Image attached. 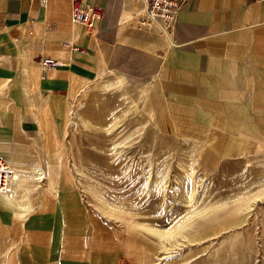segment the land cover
<instances>
[{
	"label": "crops",
	"instance_id": "1",
	"mask_svg": "<svg viewBox=\"0 0 264 264\" xmlns=\"http://www.w3.org/2000/svg\"><path fill=\"white\" fill-rule=\"evenodd\" d=\"M75 1L0 0V156L15 173L0 193V264H149L134 239L100 230L65 161L71 102L118 44L155 48L170 133L201 135L220 164L264 158V0H187L163 35L131 24L136 0H77L97 12L92 25L73 21Z\"/></svg>",
	"mask_w": 264,
	"mask_h": 264
},
{
	"label": "rangeland",
	"instance_id": "2",
	"mask_svg": "<svg viewBox=\"0 0 264 264\" xmlns=\"http://www.w3.org/2000/svg\"><path fill=\"white\" fill-rule=\"evenodd\" d=\"M154 50L118 44L71 102L65 161L94 221L134 239L149 264H264V158L220 164L201 135L170 133L156 108Z\"/></svg>",
	"mask_w": 264,
	"mask_h": 264
},
{
	"label": "built area",
	"instance_id": "3",
	"mask_svg": "<svg viewBox=\"0 0 264 264\" xmlns=\"http://www.w3.org/2000/svg\"><path fill=\"white\" fill-rule=\"evenodd\" d=\"M141 7H144L143 13H136L135 20L140 26L149 29L158 25L162 33H171L176 25L180 11L187 0H137ZM46 5L47 0H41ZM97 12L92 7H84L80 1H75L72 7L73 21L85 25H92ZM41 65L47 69L57 67L62 64L61 61L44 57L40 60ZM14 170L5 158L0 156V193L8 190V185L14 178Z\"/></svg>",
	"mask_w": 264,
	"mask_h": 264
},
{
	"label": "bare ground",
	"instance_id": "4",
	"mask_svg": "<svg viewBox=\"0 0 264 264\" xmlns=\"http://www.w3.org/2000/svg\"><path fill=\"white\" fill-rule=\"evenodd\" d=\"M132 1V4L134 5L133 7L134 8H136L137 9V6H138V4L134 1V0H131ZM135 2V3H134ZM143 12H144V7H143ZM129 15H131V10L130 9H128L127 7H125L124 9H123V12H122V16H121V21L122 22H124V20L126 19V18H128L129 17ZM131 17V16H130ZM94 19H96V17L94 18ZM94 21V20H93ZM124 27L125 26H123L122 25V30L124 29ZM116 83H119V79H117L115 82H113V83H111V85H114V84H116ZM115 87V86H114ZM89 88V87H88ZM88 88H86V89H84L82 92V96L84 97L85 95H86V93L88 92L87 91V89ZM85 122V121H84ZM86 122H88V121H86ZM111 126H109L108 125V127H106V133H108L109 135H110V132H111ZM112 133V132H111ZM112 136V135H111ZM120 144H121V142L120 141H118ZM117 143V142H116ZM117 144V145H120V144ZM114 145H115V143H114ZM121 147V146H120ZM119 147V148H120ZM117 146H115V147H113V148H111L110 149V152L108 153L103 147L102 148H100V150L104 153V154H106V155H115L116 154V151L119 149V148H117ZM115 153V154H114ZM118 154V153H117ZM115 157V156H114ZM113 157V158H114ZM116 159V158H115ZM117 160V159H116ZM11 165V164H10ZM247 165H249V163H247ZM11 168L14 170V168L12 167V165H11ZM22 172H20V174H21ZM15 177V176H14ZM11 184L12 183H10L9 185H8V190L5 192V193H8V192H10L11 191ZM181 187L182 188H186L185 186H186V181L184 180V181H182L181 182ZM181 188V189H182ZM93 190V189H92ZM91 190V191H92ZM183 191V190H182ZM5 193H3V194H5ZM96 193V192H95ZM12 195V194H11ZM12 197V196H11ZM190 201V199L189 200H187V202H189ZM103 211H105V210H103ZM175 229V228H174ZM158 234H159V236L162 238V240L164 241V236H165V233H162V232H158Z\"/></svg>",
	"mask_w": 264,
	"mask_h": 264
}]
</instances>
